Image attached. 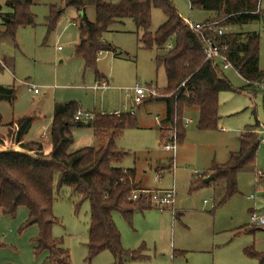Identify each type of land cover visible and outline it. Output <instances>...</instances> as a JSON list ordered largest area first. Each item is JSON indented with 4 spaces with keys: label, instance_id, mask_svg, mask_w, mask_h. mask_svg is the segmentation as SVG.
<instances>
[{
    "label": "rangeland",
    "instance_id": "374dc122",
    "mask_svg": "<svg viewBox=\"0 0 264 264\" xmlns=\"http://www.w3.org/2000/svg\"><path fill=\"white\" fill-rule=\"evenodd\" d=\"M7 1L0 0V13L11 10ZM106 1L116 4L122 0ZM170 1L183 18L204 21L211 17L209 11L191 10L188 0ZM51 5L64 7V1L34 0L31 11L36 16V25L19 26L14 39L0 37V59L5 61L0 70V85L14 88L16 95L13 102L0 100L3 124L31 116L33 125L26 136L28 140H35L39 128L50 121L55 103L75 101L80 109L88 112L134 110L139 126L127 129L118 141L119 147L128 153L120 166L134 168L136 182L148 188L169 189L175 185L177 195L173 208L138 210L132 223L119 212L113 214L123 247L142 253L135 260L126 258L123 264H258L244 250L254 246L264 251V230H255L257 226L251 219L253 210L264 215V177L261 178L264 144L259 146L254 170L238 173V193L221 206L218 203L222 185L211 182L194 189L192 183L197 185L201 181L199 174L211 175L214 164L229 160L231 152L239 149L238 137L248 124L258 120L259 126H264V91L259 83L251 84L256 93L232 90L219 93L221 118L217 130L199 129V109L188 110L185 120L189 118L191 123L186 127L184 143L175 152L167 151L161 145L155 120L159 114L162 124L165 101L160 97L148 98L138 108H132L136 84H154L161 95L167 85L164 69L156 65V52L139 46L134 21L126 19L123 24L116 23L113 31L104 34V41L116 51L99 54L97 69L108 77L110 87L94 89L95 70L86 68L84 60L75 55L78 11L67 7L55 29L49 30L47 16ZM259 8V18L224 29L260 33L259 66L264 70V0ZM85 14L94 20L95 6L88 5ZM164 21L163 12L153 9L152 29ZM1 23L0 18V31H3ZM223 70L235 89L246 85L233 68ZM30 85L39 88V92L35 93ZM76 138L71 150L97 145L91 131L85 128L76 129ZM159 174L162 176L158 177ZM252 195L255 198H249ZM74 202L70 188L55 191L53 212L59 223L53 227V236L63 240L70 253V264H113L115 258L110 251L89 257L90 203L86 200L76 210ZM28 216L26 206L19 207L14 217L0 213V264H50L47 252L35 254L32 241L38 236L39 227H24Z\"/></svg>",
    "mask_w": 264,
    "mask_h": 264
},
{
    "label": "trees",
    "instance_id": "16d2710c",
    "mask_svg": "<svg viewBox=\"0 0 264 264\" xmlns=\"http://www.w3.org/2000/svg\"><path fill=\"white\" fill-rule=\"evenodd\" d=\"M63 6L51 5L47 16L49 30L55 29L67 7H74L79 14L77 23L80 41L75 46V55L82 58L86 68L95 70L96 79L102 75L97 69L100 52L116 49L104 41V34L113 31L116 23L131 19L136 25L138 44L141 48L154 50L158 68H163L167 85L160 97L166 103L165 116L160 126L161 144L175 142L177 146L186 138L185 113L199 109L198 128L217 130L220 121L219 93L222 91L255 92L252 83L264 82V70L259 67L261 35L257 31H229L223 35L202 31L199 35L185 23L176 6L170 0H122L113 4L106 0H63ZM190 8L211 12L214 16L205 23L218 22L220 26L242 25L260 17L261 0H188ZM34 0H8L9 12L0 13L3 31L0 37L15 38L19 26L36 25V16L31 11ZM94 5L96 15L90 20L85 8ZM163 12L165 21L152 29V11ZM200 33V32H199ZM213 37L218 44L227 45L224 53L234 65L236 72L246 81L242 88L235 89L224 74L223 68L206 60L203 52L204 38ZM5 61L0 59V70ZM15 89L0 85V100H15ZM79 105L75 101L55 103L49 129V140L25 141L34 118L24 116L3 124L0 113V209L2 214L16 216L21 206H26L29 216L24 227L37 225L38 236L33 239L36 255L47 252L50 264H70V253L63 240L53 236V227L59 223L54 215L55 191L71 189L78 210L84 201L90 203L89 257L110 251L115 262L123 264L126 258L142 257L141 251L125 249L113 214L121 213L132 223L136 211L152 209L145 198L132 200L133 191L145 189L136 182L134 168L121 167L128 154L118 141L124 132L137 128L138 120L130 112H93L89 122L75 119ZM89 125L93 128L96 146L70 151L74 142L73 129ZM257 121L240 133L239 149L231 152L224 164H214L209 176H198L200 188L214 182L223 186L218 206L238 193L237 176L240 171L254 170L262 134ZM174 135L175 138H171ZM264 230L257 227L255 230ZM253 230V229H252ZM1 246V245H0ZM245 254L264 264V251L254 246L246 247Z\"/></svg>",
    "mask_w": 264,
    "mask_h": 264
},
{
    "label": "built area",
    "instance_id": "2783aa9c",
    "mask_svg": "<svg viewBox=\"0 0 264 264\" xmlns=\"http://www.w3.org/2000/svg\"><path fill=\"white\" fill-rule=\"evenodd\" d=\"M185 23L198 33L201 34L202 31H209L213 33H217L218 35H223L226 31L223 26H220L218 22H211V23H205L204 21H193L190 18H184ZM200 32V33H199ZM61 47L59 46V49ZM227 49V45L218 44L213 37H206L204 38V46H203V52L205 54L206 60H211L216 64H219L222 68L225 67H231L235 71L234 65L231 63L228 56L224 53V51ZM100 52L99 54H101ZM259 86L264 91V82L259 83ZM30 87H32L30 85ZM110 87L109 80L107 79H100L97 80L94 89H107ZM34 92H39V88L32 87ZM134 96H133V108H136L137 106L141 105L146 99L148 98H157L164 96L161 95L158 91V87L154 84L142 86L140 84H136V86L133 88ZM124 109H127V106H124ZM126 112H130L132 115L135 114L134 110H126ZM106 113V112H102ZM115 114H120L121 111H115L113 112ZM93 118V112L84 111L82 109H78L75 119L77 121L81 122H89ZM159 117L157 116V119ZM190 123V119L185 120L186 126ZM262 139L261 143L264 144V126H262ZM171 138H175L174 135L171 136ZM165 150L168 151H175L177 149V144L175 142H170L163 145ZM202 174H199L201 176ZM176 195L177 191L174 188L169 189H156V190H150V189H141L137 191H133L131 195L132 200H138L141 198H145L148 203H150L154 208L157 209H170L174 207L175 201H176ZM249 198L253 199L255 198L254 195L250 196ZM251 219L253 222V225L257 227H264V215L259 214L256 211L252 212Z\"/></svg>",
    "mask_w": 264,
    "mask_h": 264
},
{
    "label": "crops",
    "instance_id": "0c3cea01",
    "mask_svg": "<svg viewBox=\"0 0 264 264\" xmlns=\"http://www.w3.org/2000/svg\"><path fill=\"white\" fill-rule=\"evenodd\" d=\"M79 13V12H78ZM80 14V13H79ZM180 14V13H179ZM211 17L210 18H212L214 15L213 14H211L210 15ZM209 19V18H208ZM91 20V19H90ZM114 28V27H113ZM117 31H119V30H117ZM106 40V39H105ZM79 41H80V36L78 35V38H77V40H76V44L75 45H77L78 43H79ZM107 41V40H106ZM259 64H260V60H259ZM260 67V66H259ZM224 69V68H223ZM102 75V78L101 79H107V80H109L108 79V77L105 75V74H101ZM97 80H100V79H96V81ZM108 89V88H107ZM145 102V101H144ZM128 107V106H127ZM132 108H133V105H132ZM136 108H138V107H136ZM135 116H136V112H135ZM157 116L159 117L158 119H157ZM156 117H155V120H156V122H157V126H158V137L160 136V126L162 125L161 123H159V120H160V118H162L159 114L157 115ZM165 116V115H164ZM136 118H137V116H136ZM164 118V117H163ZM52 119H53V115H52V117H51V119H50V121L47 123V125H45V126H42V128H39V130L37 131V137H36V139L35 140H43V141H48L49 140V129H50V126H51V122H52ZM189 119V118H188ZM138 120V119H137ZM258 120H256V122H257ZM256 122L254 123V124H248L246 127H248V126H252V125H255L256 124ZM259 122V121H258ZM9 123V122H8ZM190 123H191V120H190ZM189 123V124H190ZM260 123V122H259ZM188 124V125H189ZM261 124V123H260ZM138 125H139V121H138ZM187 125V126H188ZM185 126H186V124H185ZM186 126V127H187ZM245 127V128H246ZM86 129V130H89V131H91V133H92V136H93V138H94V133H93V128L91 127V126H89V125H85V126H83V127H79V128H74L73 129V135H74V142H73V144L71 145V147H70V151H76V150H78V149H80V148H82V147H80V146H78L75 150H71V148H72V146L75 144V142H76V140H77V138H76V129ZM260 129L262 130V127H260ZM29 138L27 137V136H25L24 137V140L25 141H30V140H28ZM162 145V144H161ZM83 147H86V146H83ZM168 151V150H167ZM176 151V150H175ZM174 151V152H175ZM230 157V156H229ZM171 164H172V167L174 166V156H173V158H172V161H171ZM162 176V174H159L158 175V177H161ZM260 176V175H259ZM264 177V175L263 176H261V178H263ZM139 186L141 187V188H145V189H150V190H156V189H166V188H154V189H151V188H148V187H146V186H144V185H142V183L141 184H139ZM170 188H174V189H176L175 188V185L174 186H172V187H170ZM254 211H256V210H253L252 212H254ZM0 213L2 214V211H1V209H0ZM238 232H241V230H239ZM47 256V255H46Z\"/></svg>",
    "mask_w": 264,
    "mask_h": 264
},
{
    "label": "water",
    "instance_id": "95a60500",
    "mask_svg": "<svg viewBox=\"0 0 264 264\" xmlns=\"http://www.w3.org/2000/svg\"><path fill=\"white\" fill-rule=\"evenodd\" d=\"M213 178H214V174H211L205 179V181L210 182L211 180H213Z\"/></svg>",
    "mask_w": 264,
    "mask_h": 264
}]
</instances>
